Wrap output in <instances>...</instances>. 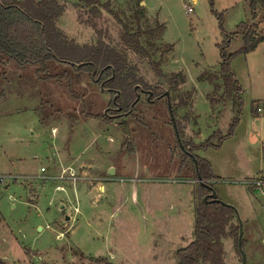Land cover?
<instances>
[{
	"label": "rangeland",
	"instance_id": "1",
	"mask_svg": "<svg viewBox=\"0 0 264 264\" xmlns=\"http://www.w3.org/2000/svg\"><path fill=\"white\" fill-rule=\"evenodd\" d=\"M100 1L105 7L94 28L79 0H61L58 27L78 44L104 40L118 48L126 28L140 27L147 54L127 50L128 61L153 96L169 92L173 119L165 96L137 92L133 110L113 116V94L88 75L72 80L71 93L65 79H42L33 66L0 58V258L178 264V250L195 237V190L211 183L220 202L239 213L245 264H264V192L249 183L264 179V41L242 53L235 34L226 47L240 87L233 127L237 105L222 97L218 46L241 22L255 35L264 32L263 3L252 19L249 0ZM179 72L184 80H171ZM205 140L215 145L196 148ZM182 142L209 161L211 179L194 176ZM98 176L110 178L99 182L104 193L90 182ZM237 226L233 212L216 264H241Z\"/></svg>",
	"mask_w": 264,
	"mask_h": 264
},
{
	"label": "trees",
	"instance_id": "2",
	"mask_svg": "<svg viewBox=\"0 0 264 264\" xmlns=\"http://www.w3.org/2000/svg\"><path fill=\"white\" fill-rule=\"evenodd\" d=\"M259 1L264 5V0H249L252 19ZM79 5L88 8L90 17L87 18V22L95 28L101 14V7H105V3H101L100 0H79ZM63 11L64 3L61 0H0V58H4L16 67L33 66L35 73L42 79L56 81L65 79L71 93L74 92L71 87L72 80L78 79L79 81L81 75L86 74L91 80H97L102 89L116 96L115 102L112 99L110 102L114 108L120 107V111L131 112L130 106L136 99V93L141 89L152 90L144 83L141 84V78L136 75L135 65L129 62L127 57V50L136 54H147L141 42L142 29L138 27L131 31L126 28L120 36L121 48L109 45L104 40H98L94 44H78L69 39L57 25ZM115 16L118 17L117 14ZM248 26V21L241 22L236 33L229 35L218 44L221 59L222 97L231 96L233 103L237 105V112L231 127L239 120L241 102L238 96L240 87L229 68L234 54L227 53L226 47L231 36L235 34L242 36L243 46L239 51L242 53L255 49L259 43L264 41V32L255 35ZM57 64H65L69 68L61 71L57 69ZM155 72L161 74L158 62H155ZM177 78L184 80L180 72L171 76V80ZM152 92L154 95L155 91L152 90ZM138 102L139 99L134 104L137 105ZM86 116L98 118L91 114ZM103 119L110 122L105 114H103ZM120 126L129 132L125 121H122ZM223 137L220 135L219 140ZM181 144L190 152H193L195 148L188 147V142ZM207 145L215 144L210 140H205L196 145V148ZM194 157L196 167L194 159L190 158L194 176L197 178L198 171L201 179H211L209 161L198 155ZM199 187L195 190L198 198L195 203V237L189 245L178 250V264H200L202 262L216 264L221 258V238L226 234L228 221L234 212L232 207L220 201H211L209 198L208 201L203 200V196L211 192V183H200ZM0 264H7V262L0 258Z\"/></svg>",
	"mask_w": 264,
	"mask_h": 264
},
{
	"label": "water",
	"instance_id": "3",
	"mask_svg": "<svg viewBox=\"0 0 264 264\" xmlns=\"http://www.w3.org/2000/svg\"><path fill=\"white\" fill-rule=\"evenodd\" d=\"M136 88V86L134 87ZM102 89V88H101ZM151 95V91H149L148 93V96ZM165 96L167 98V102H168V107H169V113H170V116L172 117L173 119V112H172V109H171V104H170V100H169V92L168 91H165ZM139 98V94L137 93V96H136V99L134 100V102L132 103L131 107L134 105V103L137 101V99ZM194 159V165L195 167L197 166L196 164V160H195V157L193 158ZM197 178L201 181V177L197 171ZM211 189V192L208 193L207 195H205L203 197V200L204 201H208L207 199L209 198L211 201H220L218 198H217V193L215 192V190H213L212 187H210ZM230 207L233 208L234 212H235V215H236V218L238 219V226H239V230H238V239H237V247L239 249V252H240V257H241V264H245L246 263V255H245V251L242 247V232H243V227H242V221H241V218L239 216V213L237 211V209L231 205H228Z\"/></svg>",
	"mask_w": 264,
	"mask_h": 264
},
{
	"label": "flooded vegetation",
	"instance_id": "4",
	"mask_svg": "<svg viewBox=\"0 0 264 264\" xmlns=\"http://www.w3.org/2000/svg\"><path fill=\"white\" fill-rule=\"evenodd\" d=\"M149 91H151V95L150 96H148V93H149ZM140 92H142V93H144V94H146V98L148 97V98H150L151 96H153V92H152V90H145V89H141V91ZM139 94V93H138ZM137 95V94H136ZM160 96L161 95H156V96H154V98H160ZM163 96H165V92H164V94H163ZM163 96H161V97H163ZM166 97V96H165ZM115 98H116V96H114L113 98H112V100H113V102H115ZM139 99V98H138ZM166 100H167V98H166ZM135 104H136V102H135ZM134 104V105H135ZM132 105V104H131ZM134 105L131 107V110H133V108H134ZM114 109H116L117 110V112L118 113H116V114H113V116H117V115H120V114H129L130 112H123V111H120V107H117V108H114ZM174 122V121H173ZM175 123V122H174ZM175 129H176V131H178L177 130V127H176V124H175ZM182 145V144H181ZM188 147H190V146H188ZM182 148H183V150L185 151L184 153L186 154V155H188V157H189V159L190 158H194V155H193V153L194 152H190L188 149H186L183 145H182Z\"/></svg>",
	"mask_w": 264,
	"mask_h": 264
},
{
	"label": "built area",
	"instance_id": "5",
	"mask_svg": "<svg viewBox=\"0 0 264 264\" xmlns=\"http://www.w3.org/2000/svg\"><path fill=\"white\" fill-rule=\"evenodd\" d=\"M185 8H186V11L188 13L193 11V8H192V5L190 2L187 5H185ZM256 110L259 112L261 110V108L258 106ZM41 171H44V167H41ZM70 176H73V174L71 173ZM249 183L254 185L255 187H257L260 190H263V188H264L263 187L264 186V179L263 178L262 179H255L254 181L249 182Z\"/></svg>",
	"mask_w": 264,
	"mask_h": 264
},
{
	"label": "crops",
	"instance_id": "6",
	"mask_svg": "<svg viewBox=\"0 0 264 264\" xmlns=\"http://www.w3.org/2000/svg\"><path fill=\"white\" fill-rule=\"evenodd\" d=\"M260 107V106H259ZM44 171H45V169H44ZM70 171H71V173H73L74 172V170L73 169H70ZM70 177H72V176H70L69 175V178ZM79 176H77V177H73V178H78ZM41 178H45V176L44 177H41ZM46 179V178H45ZM97 179H99V180H97ZM101 179H104V180H108V179H110V178H103L102 176H98L94 181L96 182V183H94V181H90L94 186H96L97 187V189H99V191L101 192V193H104L105 192V184L104 183H99L100 181L102 182V180ZM211 182V181H210ZM62 188V187H61ZM101 189V190H100ZM258 191H262V192H264L263 190H264V188H263V190H260V189H257ZM67 219H69V218H67Z\"/></svg>",
	"mask_w": 264,
	"mask_h": 264
}]
</instances>
